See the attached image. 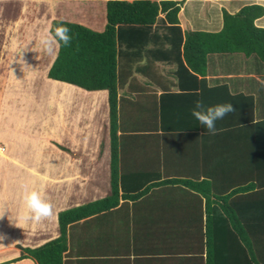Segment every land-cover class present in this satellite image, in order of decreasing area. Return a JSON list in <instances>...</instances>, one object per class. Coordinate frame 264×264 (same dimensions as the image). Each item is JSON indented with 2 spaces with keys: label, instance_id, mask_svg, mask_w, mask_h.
Returning <instances> with one entry per match:
<instances>
[{
  "label": "crops",
  "instance_id": "crops-1",
  "mask_svg": "<svg viewBox=\"0 0 264 264\" xmlns=\"http://www.w3.org/2000/svg\"><path fill=\"white\" fill-rule=\"evenodd\" d=\"M5 1L20 3L17 17L6 19L13 22L9 27L13 30L20 32L19 26L24 27L20 45L30 48L40 45L39 21L47 28L53 19L95 30L106 24L108 0ZM242 1L184 0L180 25L219 30L222 9L234 13ZM250 3L263 5L264 0ZM88 5L91 11L84 10ZM256 24L264 26V16ZM58 49L50 53L46 75ZM42 50L25 51L26 64L21 65L15 53L8 58L11 63L5 72L0 61V143L4 147L0 148V207L7 208L16 223L17 210L23 207L22 192L36 188L51 203L52 215L22 227L11 223L7 214L0 217V234L4 235L0 252H7L0 255V264H36L30 258L9 260L20 255L18 245L34 247L58 236L59 211L86 203L89 196L90 201L101 198L110 190V168L107 179L99 148L100 129H105L99 116L108 104V91L87 90L48 75L37 85ZM211 56L207 84L199 86L188 73L178 77L174 63L120 53L121 192H136L150 182L174 177L208 180L213 194L227 196L225 201L233 209L225 205L208 222V199L201 192L182 184L152 185L138 197L122 196L112 209L70 224L64 264H207L208 226L221 249L222 264H230L229 259L240 254L236 250L241 245L240 233L238 239L231 213L234 222L245 225L247 201L264 195V170L248 159L252 144L264 133L263 124L254 126L264 119V64L253 55L244 56L248 60L244 68L241 54H223L214 61L230 63L231 69L224 71L212 68ZM197 100L205 105L230 102L235 110L216 122L212 135L191 115ZM88 142L96 148L89 150ZM251 182L255 186L248 192L232 191ZM210 199L222 202L213 195ZM261 205L254 207L252 220L263 219Z\"/></svg>",
  "mask_w": 264,
  "mask_h": 264
},
{
  "label": "trees",
  "instance_id": "trees-1",
  "mask_svg": "<svg viewBox=\"0 0 264 264\" xmlns=\"http://www.w3.org/2000/svg\"><path fill=\"white\" fill-rule=\"evenodd\" d=\"M183 2L184 0H108L106 24L101 31L73 21L52 20L50 28L61 23L66 24L72 40L67 47L59 46L57 56L48 70V77L87 90L108 91L110 190L101 198L59 211L58 236L34 247L18 245L20 255L9 260L10 262L30 258L36 264H64L70 224L108 211L119 203L122 196L138 197L156 184H182L201 192L208 199V222L216 210L225 209V205L232 208L225 201L227 196L213 194L208 180L174 177L150 182L144 189L136 192H121L118 136V80L121 52L135 58L147 56L154 60L174 63L175 74L178 77L188 73L198 80L199 86L207 84L209 54L242 53L245 56L253 55L264 62V26L256 24V20L264 16V5L248 3L234 13L222 9L221 28L209 31L181 27L179 14ZM259 124L264 125V119L255 122V128ZM254 135L258 139L259 134ZM260 140L252 144L253 153L248 159L252 165L256 162V165L264 170V133ZM262 181L264 182V179ZM254 186L255 184L251 182L232 191L248 192ZM211 195L222 199V202L210 199ZM261 202L263 219L252 220L254 207L258 208ZM246 208V221L243 226L238 221L234 222V212L231 213L232 229L237 232V238L240 233L241 245L236 246L240 254L237 253L235 258L229 259L230 264H264V195L258 200L247 201ZM215 238L208 226L207 264H222L221 249Z\"/></svg>",
  "mask_w": 264,
  "mask_h": 264
},
{
  "label": "clouds",
  "instance_id": "clouds-1",
  "mask_svg": "<svg viewBox=\"0 0 264 264\" xmlns=\"http://www.w3.org/2000/svg\"><path fill=\"white\" fill-rule=\"evenodd\" d=\"M72 36L70 35V29L66 24H58L51 28H45L39 35V44L41 48L48 52L53 53L55 48L60 45L65 47L70 45ZM32 49L28 45H21L19 52L17 53L19 59L17 60L20 65L26 64L23 58L25 51ZM35 50V49H34ZM233 108L230 102L216 103L213 105H205L203 102L195 101L194 107L191 110V115L195 118L199 124L207 130L209 134L214 135L217 131L216 122L222 120L228 113L233 112ZM21 199L23 207L17 210L15 221L12 222L8 212L9 210L4 207H0V217L8 215V219L11 223L22 227L24 223L28 221H39L42 218H46L52 215V205L45 199L42 190L32 188L31 190L25 189L22 192ZM4 239V235L0 234V240Z\"/></svg>",
  "mask_w": 264,
  "mask_h": 264
},
{
  "label": "rangeland",
  "instance_id": "rangeland-1",
  "mask_svg": "<svg viewBox=\"0 0 264 264\" xmlns=\"http://www.w3.org/2000/svg\"><path fill=\"white\" fill-rule=\"evenodd\" d=\"M251 0H243L241 3H243L242 5H245L246 3H250ZM7 1L5 0H0V61H2L1 63L5 66L2 68V66H0V72L3 70V72L7 71V67L9 65V63H11V61L8 59L10 58L11 56H13L15 53H18L19 52V49H20V43H21V40H22V37L25 31L26 33V30L24 29L23 30V26H19L20 29V32H21V35L19 34L20 32L18 30H13L12 28H9L10 25H12L13 22H10L8 21L9 19H6V18H11V17H17L18 15V11L20 9V3L18 2H15L12 4L9 2V4H6ZM264 5V4H263ZM4 7L6 8L4 10ZM84 10H89L91 11V8L90 6L88 5V7L84 8ZM83 10V11H84ZM100 9H96V13L97 15L100 16ZM99 12V13H98ZM3 13H5L3 15ZM7 14V17L5 16ZM91 14H95V10H93L91 12ZM101 17H102V13H101ZM39 25H38V35H40L43 30L46 27V23L44 21H39ZM104 26H101V28H98L96 30L98 31H101L103 30ZM18 32V33H17ZM28 47H30V45H28ZM34 47H39L41 48V45H32V49ZM44 51V50H42ZM43 59L41 61H39V64H40V67L42 69V71H38L37 75H38V80H37V85L41 84L40 83V80L42 78H44L45 76H47L45 74V67L47 65H49L52 60V55H50V53L44 51L43 52ZM243 56L242 57V63L241 65L244 66L245 68V65L248 60L246 61V58L244 57L245 55H243L242 53H232V54H224V55H234V56H238L240 55ZM219 55L223 56V54H212L211 56V59L210 61L212 62L213 67H215L216 69H219V70H228V69H231L229 67H231V64L230 63H225L223 61H220L219 63L215 62L214 59H216ZM215 56V57H214ZM4 57V58H3ZM257 59V57H255ZM4 60V61H3ZM229 62V61H227ZM246 62V63H245ZM210 64V65H212ZM262 64H264V62H262ZM2 68V70H1ZM264 70V67L262 68ZM44 70V72H43ZM2 72V73H3ZM2 85V81L0 79V87ZM0 96H1V92H0ZM105 107V111L102 110L101 113H104L103 115L101 114L99 117L101 118V121H100V126H105V129L102 131V129H100V135H99V140H100V145H99V148L100 150L103 152L101 155H100V164L101 165H104V167L102 168V170L105 172V178L109 179V168H110V140H109V128H108V122H109V116H108V104L106 102V104L104 105ZM2 144L0 143V148L2 147L4 149L3 146H1ZM62 147V146H60ZM96 148V144L93 143V142H88V149H94ZM24 159H27L26 157ZM90 158H87V160H89ZM91 196H89V198H85V201H90ZM7 252L6 251H3V252H0V255H5Z\"/></svg>",
  "mask_w": 264,
  "mask_h": 264
},
{
  "label": "bare ground",
  "instance_id": "bare-ground-1",
  "mask_svg": "<svg viewBox=\"0 0 264 264\" xmlns=\"http://www.w3.org/2000/svg\"><path fill=\"white\" fill-rule=\"evenodd\" d=\"M97 24V23H96Z\"/></svg>",
  "mask_w": 264,
  "mask_h": 264
}]
</instances>
